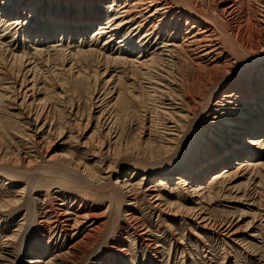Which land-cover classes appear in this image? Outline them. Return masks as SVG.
<instances>
[{"label": "rangeland", "instance_id": "1", "mask_svg": "<svg viewBox=\"0 0 264 264\" xmlns=\"http://www.w3.org/2000/svg\"><path fill=\"white\" fill-rule=\"evenodd\" d=\"M2 1L5 0H0V3ZM26 1H36V6L44 5L46 12L58 5L61 12L65 10V6L52 0ZM120 1L124 4L127 0ZM200 1L198 4L204 9L212 5L207 1L203 6V0ZM182 5V2L175 3L178 7ZM248 5L244 10L240 9L244 12L239 13L241 17L238 15V18L234 17L237 19L227 21L231 35L243 33L248 38L253 27L257 26L255 31L261 29L255 18L259 19L262 14L259 3L252 0ZM212 7L217 9L214 5ZM96 8L92 5L89 12ZM78 10L75 13L82 11ZM25 14L28 15V10L22 12V16ZM110 15L113 17L114 12ZM174 16L171 15L167 23H172ZM237 20L244 22L238 24ZM185 21L180 25L185 26ZM245 21H249L248 24ZM134 26L129 25L124 31L130 33ZM20 27L16 25L8 31H4L5 27L0 28V48L7 50L9 59L12 55L9 50L19 49V46L21 48L14 53L20 56L28 52L26 57L29 58L21 74L17 70L15 74L11 72L7 64L0 65V258L6 252L10 258L5 262L1 259L0 264H36L38 260L42 263L37 264L61 261L64 264H264V138H260L258 143H254V138H248L251 142L247 145V154L227 159L204 178L205 169L200 168L206 161H212L223 148L221 144L230 148L236 140L245 142V137L237 139L238 133L244 132L238 127H250L259 119L262 122H258L256 127L264 126L262 87L254 88V92H258L248 104H244V100L236 101L235 105L240 104V108L221 99L230 86H237L240 90L241 82L246 88L264 82V64L258 69L249 66L245 72L240 70L243 77L221 85L204 113V108L198 104L191 113L190 106H183L179 101L182 87L168 83L171 80L166 73L160 71L156 74L154 71L153 75H156L152 86L148 80L135 75L131 62L139 64L145 59H136L138 50L133 53L119 50L124 32L114 36L110 43L107 41L108 34L95 37L92 33L96 29L88 31L81 39L75 35L74 39L71 36L66 42L57 36L50 42L39 43V38H25L24 29ZM174 27L176 21L172 23V28H164L166 38L175 33ZM145 33L137 35L133 42H140ZM165 37L157 41L155 35L152 42H165ZM177 40L180 45L182 40ZM135 43L130 49L135 48ZM62 50H66L70 57L65 64L67 69L71 67L74 54L89 51L93 52V57L102 55L100 70H108L101 80L92 78L89 82H77L72 79L71 90L67 88L69 85H65L69 94H64L65 87L53 74L54 71L61 72L62 68L54 65L57 54ZM226 51L232 58L227 45ZM121 53H125L126 64L106 60L107 56L112 60L118 59ZM180 58L191 62L186 56ZM235 62L232 68L239 70L242 64L239 60ZM202 63L208 64L206 61ZM35 65L40 67L38 74L32 70ZM2 68L5 73H1ZM184 69L186 74L189 73V83L194 84L196 74ZM77 71L75 69L74 73ZM144 71L147 72L146 69ZM24 75L27 82L22 84ZM48 77L53 80L52 83L45 80ZM35 79L38 82L33 89ZM44 80L54 86V91L62 94L58 101L48 100L56 110H51V106L48 110L45 103L38 101L45 100L49 95L43 90ZM119 80L121 82H117ZM106 82H109L108 85ZM161 83L164 84L162 87ZM124 84L126 88L132 86L130 97L135 100L128 101L127 113L122 118L113 119V106L121 92L127 90ZM153 88L168 91L176 103L169 108L159 99L155 105V101L149 98ZM32 90L36 102L30 98ZM26 92H29V98L24 100ZM154 106L157 111L160 110L156 111L159 116L153 112ZM231 110L236 111L232 114ZM29 114L34 117L45 114L54 129L42 143L35 140V129L26 124ZM135 142V148H128V143ZM179 161L183 165V173H164L165 168L174 170ZM241 163L251 167L243 168L235 175ZM188 167H193L192 172H186ZM3 173L16 174L17 182L9 180ZM179 175L188 181L187 184L180 183ZM217 176L222 177L216 185L214 178ZM78 212L80 216L86 214L91 218L81 225L75 223ZM71 213L74 216L65 217ZM65 218H74V222L69 224ZM228 229L232 236L228 234ZM142 232L146 236L140 239L138 235Z\"/></svg>", "mask_w": 264, "mask_h": 264}, {"label": "bare ground", "instance_id": "2", "mask_svg": "<svg viewBox=\"0 0 264 264\" xmlns=\"http://www.w3.org/2000/svg\"><path fill=\"white\" fill-rule=\"evenodd\" d=\"M15 1L16 0H5V1H2V3H0L1 4L0 6L1 8L0 28L5 27L4 31H8V29L11 30L13 26H16V25L18 27L21 26L20 29H24L25 38H29V39L39 38L38 39L39 43H42L43 41L50 42L53 38L57 36L59 37V39L61 38V41L65 39L66 42L69 40V38H71V36H72V39H74L75 35L79 36V38L81 39L85 37L88 31L95 30V29H96L95 32L92 33V34L95 33L94 34L95 37L108 34L107 41L108 43H110L113 41L112 38L114 36L119 35L124 32L123 34L124 40L120 42L122 43V46L119 47V50L120 51L122 50L126 53L127 52L133 53L136 50H138L139 55H138V58L136 59H143V58L145 59L144 61L139 62V64H137L136 62H131L132 64L131 68H133L135 75L142 79L148 80L149 81L148 84L152 86L151 84L153 83L152 80L158 72L163 71L164 73H166L169 80H171L170 82L168 81V83H174V85L177 84L182 87L183 94L180 97L179 101H181L183 106L189 105L191 113H194V111L197 109L196 104L204 108L203 110V113H204L206 109L211 105V101L214 99L215 95H217L221 85L226 84L231 79H235V78L241 79L243 77V72L240 73V70H243L245 72L246 70L250 68L249 66L253 67L254 69H258L259 66H262L264 64V36H263L264 35V0H256L259 3V6L261 7L259 9H261L262 14H260L261 16H259L260 17L259 19L257 16L256 17L254 16L255 18H257L256 22H258V25H260L261 29L259 28L260 30L259 31L256 30L257 31L256 32L255 28H257V26L253 27L252 31L249 30L250 32L248 34V38H246L245 34L243 33L242 34L244 36H241L242 34H239L238 33L239 31L236 32L238 33L237 35L234 33L236 36H234L233 34L231 35V33L229 32L230 27L228 26L227 21L230 22V21L237 19L238 15L240 16L239 13L243 12L240 9L243 8L244 10V8L249 6L248 2L252 0H203L202 1L203 6H205L206 5L205 3L208 1L212 5L216 6L217 8L216 10L215 9L213 10L212 5L205 6L207 7L206 9H204L203 7H200V5L198 4V0H191L190 3L186 2L185 0H134V2L133 1L131 2V0H127L125 1L124 4L123 3L121 4L122 1L120 0H54V1L52 0V2H57L56 3L57 5L60 4V6L62 7L65 6V10H62V12L60 10V7H58L59 5L57 6L56 9L48 10V12H46L47 10L44 8V5L43 6L41 4L39 6L35 5L36 1H34V3H31V2H27L26 0H17L18 1L16 3L17 5L15 4ZM177 2H182L183 5L180 7L175 6V3ZM249 4L251 5V3ZM92 5H96L97 10L95 11L92 10V12H89ZM86 6L90 8L85 9ZM201 6H202V3H201ZM113 8L114 10L111 11V9ZM73 9L75 10L80 9L78 11H81V10L82 11L80 13H77V12L75 13V10ZM83 9H85V11ZM27 10H28V15L25 14L24 16H22V12H25ZM250 10L252 11V9ZM113 12H114V16L112 17L110 13H113ZM145 14L147 15L146 18H145ZM171 15L173 16L177 15V16L172 17V23L176 21V27H174L175 33L170 34V36L166 38L165 29L172 28V23L171 22L167 23V20L169 19ZM235 16H237V18H234ZM248 16L250 15L248 14ZM37 19H39V21ZM184 19L186 20L185 21L186 25L182 26L180 24ZM237 21H238L237 22L238 24L242 22L240 20H237ZM246 22L247 21H245V23ZM248 22L246 24H248ZM129 25H135L132 28L133 31L130 33L127 31L126 32L124 31L126 27ZM234 26H235L234 28H236V25ZM143 31H145L146 33L140 37V42H136V43L133 42L136 39L135 37L139 35L140 33H142ZM110 34L111 36H109ZM155 35H156L157 41H159L161 38L164 39V37L166 41L161 42V43L160 42L153 43L152 39ZM158 36H160L161 38ZM175 36L177 38L173 39V37ZM179 38L182 40V43L180 45L177 44L179 42L177 39ZM133 43H135V48L130 49L131 48L130 46ZM124 44L125 45L128 44L129 47H125ZM226 45L229 46L230 51L232 52L231 54L232 58H230L229 55H227ZM15 47H17L16 44H15ZM20 48L21 47L19 46V49ZM19 49H16V50H19ZM16 50H13V49L9 50V53L12 54L10 57L11 59H9V56L7 55V50L1 47L0 48V65L3 63L7 64L6 66H8L7 68H9L11 72L15 74L16 73L15 71L17 70L20 72L19 74H21V72L25 68L26 60H29V58L26 57V55L28 56V52H25L23 53V55L19 56L14 53ZM65 52L66 50H62L60 54H57L58 58L56 60V64L54 65L55 67H60V69L62 68L61 72L54 71L53 73L55 74L54 77L57 78V81L60 83V85L62 84L61 85L62 87L63 86L65 87V85H69L67 88L68 89L70 88L71 90L72 88L71 81H73L74 79H76L77 82L78 81L80 82L82 80L83 82H86V81L89 82L92 78H94L96 81L98 79L101 80V78L106 74L108 70L106 68L104 72H101L99 64H100L102 55L99 54L93 57L92 55L93 52H89V51L83 52V53L80 52L76 55L74 54V56L72 57L73 59L70 62L71 67L67 69L65 64L70 60L69 59L70 57ZM42 53L43 52H41L40 54ZM124 55L125 53L124 54L121 53L120 55H118L119 56L118 59H115V60H112L110 56H107L106 60L109 63L115 62L117 64H126V59L123 58ZM192 55H195V56L192 57ZM180 56H186L188 57L189 60L192 57V59L190 60L191 62L187 63L186 61L181 60ZM94 58H95V61H94ZM50 59L51 58H49V60ZM221 59L222 60L224 59V61H222ZM83 60L85 61L84 64H83ZM236 60L237 62L239 60L240 61L239 63L242 64L239 70H237V67H235L234 69L232 68L234 63H236L235 62ZM202 61H206L208 62V64H203ZM184 67L187 68L188 72L192 71L196 74V79H195L194 84L189 83V80L187 78L189 73L187 74L185 73ZM247 67L249 68L247 69ZM75 69H78L77 73H74ZM145 69L147 70V72L144 71ZM1 70H2L1 73L6 72L3 68ZM32 70H35V72L34 71L33 72L38 74L40 72V67L38 68V65H35L32 68ZM154 71L156 73L155 75H153ZM7 72H9L8 69H7ZM24 76H23L24 79L22 81V84L27 82L26 75ZM49 77L47 79L45 78V80H48L49 83H52L53 80H51V78L49 79ZM37 82H38V79H35L33 82V86H32L33 89L36 88ZM46 82L47 81L44 82L45 89L43 90L49 92V95L45 98V100L40 99L38 101L42 102L43 104L45 103L47 109L50 108L51 106V110L54 108H55L54 110H56V107L54 106V104H52L51 102V105H50L48 100L49 101L54 100V102L55 100L58 101V98L61 97L62 94L57 93V91H54L53 90L54 86L48 85ZM117 82H121V80ZM108 83L109 82H106L107 85ZM162 84L163 83L160 84V87L164 85ZM123 86L127 90L125 92H121L116 105L113 106V112H111L113 115V119L116 118L117 120L119 118H122L121 116L127 113L126 107H127L128 101L135 100L130 97V95L133 93L132 86L130 87V85H128V88H126L125 84ZM166 86L167 85H165V87ZM239 86H240V90L237 86L236 87L230 86L229 88H227L226 89L227 92H225L221 98L222 101H225L227 104H230V105H235L236 101L244 100L243 101L244 104H248L249 101L253 99L252 96L255 97L254 96L255 92H258V91L254 92V88L256 89L258 87H262L261 93L264 94V82L257 84L256 86H249V88H246L244 83L241 82ZM67 88L65 87L62 93L69 94V90ZM247 89L251 90L249 91L250 93L247 92ZM31 92L32 93L30 94V98L32 100H35L34 102H36L37 100L36 98H34L35 96H34L33 90ZM27 93L29 92H26L23 95L24 100H27V98H29V96H27ZM257 96H260V94H258ZM149 98L150 100L155 101L154 103L155 105L157 103L156 101H159L160 99L161 101L164 102L163 103L164 105H167L168 107L170 106L169 108H171V105L173 106L176 103L174 101L175 99L170 93H168V91L163 92V90L156 89V88H153L152 94L149 95ZM188 99H191L190 100L191 103H189ZM48 104L49 106L47 107ZM235 106L237 108L242 107L240 106V104H236ZM156 108L157 107H155V109H153L154 111L153 110L152 111L155 112V114H158L156 113L157 111ZM234 111L236 110H231L230 113L234 114ZM48 114L49 112L47 111V115ZM39 116L40 114L35 117L29 114L28 116H26V124L28 125V127L35 129L33 136L35 140L37 142L39 141L40 143L41 141L44 142L46 138H49V136L52 135V132L54 129L51 126V124L49 125L50 121L48 122V116H46L45 114L40 117ZM164 119L162 120L163 123H164ZM203 119H204V115L201 120ZM160 120L161 119L158 117V121ZM259 120L252 122L253 125L250 127L241 128L237 126L238 128H240L238 130H244V132L240 131V133H238L239 138L237 139H241L245 137L247 138L246 140L244 139L245 142L241 143L240 140H236V144L232 145L230 148L229 146L224 148V145L221 144L223 148H220V150L218 151L216 156L212 159V161H206V163H204L200 167V168H204L206 172L202 178H204V176L207 173L211 172L212 169H217L220 167V164L226 163L227 159H232L235 156L240 157L243 154H247V151H248L247 145L248 143L251 142V140L248 138H254L255 139L254 143H258L262 138H264V129L261 130V127H264V126L256 127V124L260 122ZM167 121L168 123H173L171 122V120H167ZM247 121H251V120L247 119ZM163 125L166 126V124H162V126ZM257 129L259 130L258 132H256ZM128 144H129L128 148H135L137 146L136 142L131 143V144L128 143ZM125 147H127V144ZM226 154H228V156L225 157ZM243 163L240 164L241 166H238L237 170L235 171V175L237 173H240L241 169L251 167V165H248V164H245L244 166H242ZM134 165H137V164L135 163ZM181 166L183 165L179 161V162H176V168L174 170H168V169H171V167H169V168H165L163 171H165L164 173L166 175H171V174L175 175L173 173H176V172L178 173L183 170ZM192 170H193V167H188L186 172L188 171L192 172ZM3 174L9 180H12L13 182H17L18 176H16V174H13V175L9 173H3ZM192 174L193 176L197 175L196 173H192ZM221 177L220 176L215 177L214 178V180H216L215 183L221 182L220 180ZM73 178L75 177L73 176ZM179 178H180L181 184H187L188 181L186 179L182 178V176ZM191 184L193 183L191 182ZM91 186H93V184H91ZM213 186L214 185H212V187ZM203 190L204 188L201 189V191ZM23 193H25V191H23ZM69 215L70 217L72 215L74 216V214L71 213V214H66L65 217H69ZM57 217L59 219V216ZM77 217H78L77 218L78 220L75 219L76 221L75 223L79 222L80 225L91 218V216L86 215V214L84 216L82 215L80 216L79 212H78ZM94 218H98V216ZM73 219L65 218L66 222L69 224L71 221L74 222ZM198 219H200L201 221L202 218L199 217ZM98 226L92 228V231H94L95 228L97 229ZM230 228H231V225L229 226V229ZM100 230L101 229H99V231ZM227 232L228 234L231 233V236H232L233 233L230 230ZM145 236H146L145 232H142L140 233V235H138L140 239L144 238ZM7 256H9L8 252L2 255L3 258H0V260L2 259L1 261H4V262L9 261L10 258ZM37 263H42V261L40 262L38 260L36 264ZM53 264H64V263H62L61 261L59 263H53Z\"/></svg>", "mask_w": 264, "mask_h": 264}]
</instances>
